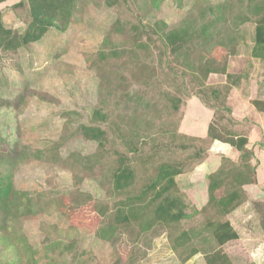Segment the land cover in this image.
<instances>
[{"label": "rangeland", "instance_id": "rangeland-1", "mask_svg": "<svg viewBox=\"0 0 264 264\" xmlns=\"http://www.w3.org/2000/svg\"><path fill=\"white\" fill-rule=\"evenodd\" d=\"M20 1L0 3V10L6 26L21 33L30 17L27 5H17ZM221 1L162 0L157 7L154 0H78L65 32L52 28L42 40L17 52L0 50V103L13 118L8 130L1 129L12 136L9 143L1 141L0 153L14 149L9 146L17 138L33 150L49 148V158L27 159L14 166L13 176L18 190L42 194L39 210L22 222L40 264H207L205 252L218 248L207 224L226 218L241 232L240 238L221 247L231 264H264V231L253 228L255 217L238 222L232 213L222 216L208 204V175L224 158L238 162L239 155L233 148L216 150L214 141L201 137L210 122L206 108L214 112L212 120L220 129L248 134L257 125L250 107L255 108L251 100H264V60L251 55L255 22L241 26L236 54L227 48L213 54L219 65L226 63L232 77L212 72L206 84L165 49L156 32L160 22L172 29L189 17L202 21L203 3ZM241 2L232 0L235 13ZM118 19L123 33L113 38L120 55L101 62L103 41ZM147 36L150 47L143 44ZM192 59L197 63L198 55ZM96 109L106 118L95 116ZM81 125L105 130L104 147L86 138ZM131 146L139 148L137 154L128 151ZM120 154L133 157L137 167L136 183L126 192L114 187ZM164 161L183 166L177 187L192 216L157 232L155 227L143 229L145 221H134L122 225L110 241L99 238L103 211L111 214L137 194ZM225 191L223 187L217 195ZM47 198L58 201L54 205L59 209H46ZM256 206L264 212V200ZM183 230L191 232L193 241L174 252L169 234ZM190 248L199 252L186 260Z\"/></svg>", "mask_w": 264, "mask_h": 264}, {"label": "trees", "instance_id": "trees-1", "mask_svg": "<svg viewBox=\"0 0 264 264\" xmlns=\"http://www.w3.org/2000/svg\"><path fill=\"white\" fill-rule=\"evenodd\" d=\"M6 1L0 0V3ZM77 1L21 0L17 5H27L30 17L25 30L21 33L6 26L3 11L0 10V50L17 52L20 48L42 40L52 28L65 32L72 21ZM161 1L154 0V3L159 7ZM241 1L242 8H238L240 10L237 13H235V5L232 0H224L216 4L203 3V10L200 12L202 21L195 17H189L172 29H168L165 22L157 24L156 32L159 33L165 49L169 50L182 66L192 68L196 75H201L203 84H206L212 72L226 74L229 79L232 77V74L227 71L226 63L219 65L213 54L219 48H227L231 54H236L241 26L248 21L255 22V42L251 55L264 60V0ZM115 3L116 0H109V4ZM231 15L232 18L228 21V17ZM224 22H227L226 26L223 25ZM121 27L120 20H116L113 26L114 31L104 39L103 46L106 48L103 47L104 49L99 53L101 62L108 60L110 62L111 59H116L120 55L119 45L113 37L114 34L123 33ZM231 27L234 29L231 30ZM147 38L148 41L143 44L150 47L149 41L152 39L149 36ZM194 53L196 56L198 55L197 63H194L192 59ZM100 70L103 71L104 67H100ZM105 72L104 70V74ZM103 78L105 79V76ZM234 85L236 84H230L229 89ZM213 93L214 96H218L217 90H214ZM251 103L258 111H264V100L253 99ZM173 107L178 110L179 104L175 101ZM227 109L232 111L229 107ZM94 115L106 118L100 109H96ZM12 121L11 112L4 108V104L0 103V143L1 141L9 143L12 135L8 134L7 130L12 126ZM2 128L7 129L5 134L1 132ZM80 130L86 138L96 140L100 147H104L105 130L90 125H81ZM207 137L212 141L228 143L239 152L238 162L224 158L220 167L208 175V204L213 205L220 215L226 216L249 200L244 186L258 182L256 169L259 161L254 147L249 146L250 139L247 134L237 133L234 130H227V128L220 129L212 120L208 127ZM9 147L14 149L0 153V264H40L36 257V250L22 230V222L24 218L39 210L37 206L41 203L42 194L38 191L18 190L15 187L13 176L15 165H21L27 159L46 157L45 154L47 155L49 148L33 150L30 146L21 144L18 138L15 145ZM128 151L137 154L139 148L131 146ZM205 151L206 149L203 148V155ZM54 157L60 159L58 153H55ZM88 158L83 159L88 161L90 160ZM118 160V166L113 172L114 187L117 191L126 192L131 190V187L136 183L137 167L133 165V157L128 154H120ZM254 160L255 162H253ZM228 161L232 162L231 167L227 165ZM156 168V173L148 178L149 181L143 184V188L137 194L123 200L115 212L110 214L107 210L103 211L105 219L96 230L99 238L110 241L119 233L122 225L128 226L134 221H139L141 225L145 221V224L142 225L143 229L148 230L155 227V232H157L192 216L187 210L188 204L184 200V196L180 194L177 187L176 177L184 171L183 166L164 161ZM223 187H226L224 195L218 196L217 192ZM55 202L58 201L47 198L46 209H53V207L59 209L54 205ZM257 202L253 201V204L256 206ZM258 210L264 218V212L259 208ZM194 212L198 213L200 210H194ZM207 225L218 248L205 252L206 263L231 264L230 257L221 247L230 241L237 240L240 237L239 233L227 218L209 222ZM169 238L172 241L174 252H180L181 247H185V245L188 247L189 243L193 241L191 232L186 230L176 235L169 234ZM51 245L53 244L49 246ZM189 251L186 260L198 253L199 249L190 248Z\"/></svg>", "mask_w": 264, "mask_h": 264}, {"label": "crops", "instance_id": "crops-1", "mask_svg": "<svg viewBox=\"0 0 264 264\" xmlns=\"http://www.w3.org/2000/svg\"><path fill=\"white\" fill-rule=\"evenodd\" d=\"M236 93H237V90L236 89L233 90L231 97L228 99L231 100V98ZM250 109H253V111H255L256 113L255 115H253L254 116L253 118L255 119V121H257V125H255V127L250 129L247 135L249 136V139H250L249 146L254 147L256 157L258 158V161H259L258 167L256 169L258 182L256 184H247L244 186V189L246 190L248 194L249 200L241 204L239 207H237L232 212V215H233V218H236L238 222L242 221L243 223H245V221L248 218H251L254 216L255 218H253V223H254L253 228L258 231L261 230L263 232L264 231V228H263L264 218H263L262 213L258 210L257 206L253 204V201H259V200L263 201L264 200V111H258L253 107L252 108L250 107ZM206 111H207V115H209L208 118H210V122H211L212 118L214 117L213 116L214 112L211 109H207V108H206ZM256 133L258 134V136L255 135ZM207 134H208V130H207L206 135L201 134V137L206 138ZM212 148H215L216 150L233 148L234 153H235L234 155H239V152L234 147H232L230 144L224 143L218 140L214 141ZM217 163H220V162H217ZM218 166L219 164L216 165V168H218ZM246 216H248V218ZM232 224L241 237V232L236 228L234 221L232 222ZM251 224L250 222H248V225H251Z\"/></svg>", "mask_w": 264, "mask_h": 264}]
</instances>
